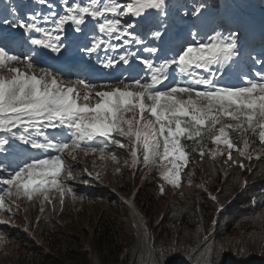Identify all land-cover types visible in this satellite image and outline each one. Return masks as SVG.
I'll use <instances>...</instances> for the list:
<instances>
[{
  "label": "snow or ice",
  "instance_id": "1",
  "mask_svg": "<svg viewBox=\"0 0 264 264\" xmlns=\"http://www.w3.org/2000/svg\"><path fill=\"white\" fill-rule=\"evenodd\" d=\"M208 12L204 2L189 6L177 0H20L18 4L4 0L0 214L8 213L9 218L0 219V225L11 222L20 201L30 205L39 201L41 214L47 206L57 211V202L62 210L68 196L83 201L68 183L77 177L64 155L78 150L118 163L115 153L106 154L108 145L130 146L133 167L158 168L160 180L180 188L182 171L190 162L182 140L200 144L197 138L207 133L213 145L227 149L225 153L217 147L208 155L226 156L223 163L253 174L244 160L251 161L254 154L260 159L264 152V52L261 58L251 56L260 69L240 73L242 83H221L240 65L244 25L239 20L226 35L216 30L202 33L200 25ZM178 25L186 28L190 39L177 45L172 35ZM44 50L63 53V65L50 64ZM76 52L94 56L101 68L110 70L107 75L112 79L93 82L98 74L93 68L88 76L66 82V68L79 62L73 58ZM237 131L242 147L230 138V132ZM247 133L258 137L260 148L250 150ZM233 151L242 159L234 158ZM198 155L203 160V147ZM248 182L236 179L241 195ZM159 193L165 194L163 183ZM210 198L222 212L219 196ZM249 203L264 204V189L259 198L249 197ZM260 219L264 221V213ZM217 223L212 219L213 228ZM6 242L0 231V244ZM143 243L147 247L148 241ZM153 251L148 248L149 255ZM212 251L209 248L206 255Z\"/></svg>",
  "mask_w": 264,
  "mask_h": 264
},
{
  "label": "trees",
  "instance_id": "2",
  "mask_svg": "<svg viewBox=\"0 0 264 264\" xmlns=\"http://www.w3.org/2000/svg\"><path fill=\"white\" fill-rule=\"evenodd\" d=\"M177 2L189 6L200 2L208 5L209 12L200 25L203 33L208 34L216 30L226 35L234 30L236 19H241L239 10L264 18V0H236V4L231 0ZM182 27L178 25L175 29L181 31L184 39H190ZM258 35L249 24L242 30L241 38L252 39ZM244 53L245 49L243 55L246 57ZM238 75H233V79L238 80ZM225 80L229 82V78ZM245 135L250 150L261 147L258 137L251 133ZM230 138L237 146H243L238 131L230 132ZM197 139L200 144L195 140H182L190 162L182 171L180 188L160 180V169L145 168L141 164L135 167L130 204L115 196H102V204L96 211L97 226L87 240L88 248L83 243L73 247L77 242L74 237L59 235V231L74 230L83 212V208L74 211L76 206L68 204L70 196L65 198L62 210L57 202V211L53 212L52 206H47L44 214L39 212V201L34 206L23 201L20 210H14L12 214L14 225H0L7 240L6 247L0 246V264H63L75 256L80 258L76 264H205V260L210 264H264V221L260 219L264 204L254 206L249 203V197L259 198L264 189V152L259 153L260 159L254 154L251 161L244 160L253 169L250 175L230 163H223L226 156L213 159L208 155L209 150L217 147L227 152L225 146L213 145L209 134ZM201 147L206 152L203 160L198 155ZM233 156L242 159L235 151ZM238 177L248 178L244 195L240 194L236 183ZM162 183L164 195L159 193ZM210 195L219 196L224 206L222 212L216 211V202ZM4 215L9 217V214ZM36 215L41 216V220ZM214 218L218 223L213 228L211 221ZM21 226L37 233L41 246L29 239ZM143 240L148 241L147 247ZM148 248H154L151 255ZM209 248L213 251L206 255Z\"/></svg>",
  "mask_w": 264,
  "mask_h": 264
},
{
  "label": "rangeland",
  "instance_id": "3",
  "mask_svg": "<svg viewBox=\"0 0 264 264\" xmlns=\"http://www.w3.org/2000/svg\"><path fill=\"white\" fill-rule=\"evenodd\" d=\"M4 0H0V7L3 6ZM52 2L57 3L58 0H53ZM240 16L241 19L238 17L236 19V25L239 20L243 21V29L246 30L248 27V24H251L255 29H261L262 26H264V18L258 17L255 14L251 13L250 11H247L250 15L246 16L245 13H242L241 10ZM256 16V17H254ZM226 27V26H224ZM182 29H185L182 27ZM201 32L203 33L202 29ZM180 32L176 29H173V35L172 40L173 43L178 42V39L180 37ZM245 37V36H244ZM258 39V37H256ZM245 39V38H244ZM243 39V40H244ZM113 43H119L116 41H113ZM259 45V44H258ZM262 42L260 47L262 46ZM247 46V45H246ZM244 46V47H246ZM136 48V47H134ZM137 51V50H136ZM264 51V48L261 50V52ZM257 58H261V55L258 54L256 56ZM251 60V57L248 58ZM252 61V60H251ZM240 66V65H239ZM23 67V66H21ZM233 67H236L235 65ZM245 70H248V67L244 66ZM241 69V73L245 72L244 69ZM258 69H260V66H258ZM63 78L67 82L69 79L75 80L81 77H68L63 75ZM105 81H97L95 83H102ZM122 140V142L127 143V141L123 140V138H119ZM130 151L131 147L121 149L117 147L116 145H108V148L106 149L107 153H115L117 155L118 163L112 162L110 159H104L101 160L99 158V153L97 154H87L85 155L81 151H77L73 153L72 155H69L68 153H65V159L68 163H70L73 166V174L77 177L76 181H69L68 183L73 187V191L77 194V196H83V201H80L79 199L73 201L71 196L70 201L68 204L70 206H76L74 211L76 209L83 208L82 214L80 213V220L75 224V228L72 231H59V235H64L65 237H74V239L77 240V242L73 243V247H77L78 244L83 243V245L88 248L87 240L89 239L92 230L95 226H97V215L96 211L101 206L102 202V196H115L118 199H122L123 201H126L130 204V198H132V195L134 193V186H133V177L135 173V167L132 166L131 157H130ZM119 168V171L117 172L116 169ZM87 169V171H85ZM91 173V175H89ZM97 174H99L97 176ZM3 185H0V191L3 190ZM125 198H128L129 200H126ZM23 201H20L19 204H23ZM39 205V202H38ZM34 206V205H33ZM8 214V213H5ZM37 219L41 220V216L36 215ZM9 217L6 215L0 214V219L7 220ZM13 226L14 222L11 220L10 223L4 224ZM23 230L28 233V237L31 240H34L36 244L41 246L40 238L38 237V234L36 235L32 233L31 230H29L26 226H21ZM36 229V228H35ZM80 232V234H76L77 232ZM42 244L44 246L45 242L42 241ZM7 243L0 244L1 247H6ZM79 257L75 256L71 260H66L63 264H76L79 261Z\"/></svg>",
  "mask_w": 264,
  "mask_h": 264
}]
</instances>
